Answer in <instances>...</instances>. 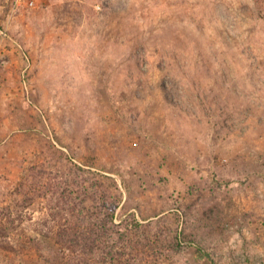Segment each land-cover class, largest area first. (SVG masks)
Returning a JSON list of instances; mask_svg holds the SVG:
<instances>
[{
    "label": "rangeland",
    "instance_id": "374dc122",
    "mask_svg": "<svg viewBox=\"0 0 264 264\" xmlns=\"http://www.w3.org/2000/svg\"><path fill=\"white\" fill-rule=\"evenodd\" d=\"M264 264V0H0V264Z\"/></svg>",
    "mask_w": 264,
    "mask_h": 264
},
{
    "label": "trees",
    "instance_id": "16d2710c",
    "mask_svg": "<svg viewBox=\"0 0 264 264\" xmlns=\"http://www.w3.org/2000/svg\"><path fill=\"white\" fill-rule=\"evenodd\" d=\"M197 247H198L199 250H201L202 252H204L214 262V260H213V258L211 256L210 252L203 245L198 244ZM214 264H217V263L214 262Z\"/></svg>",
    "mask_w": 264,
    "mask_h": 264
}]
</instances>
